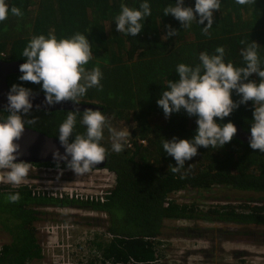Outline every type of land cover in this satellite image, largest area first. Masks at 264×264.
Segmentation results:
<instances>
[{
  "label": "trees",
  "instance_id": "trees-1",
  "mask_svg": "<svg viewBox=\"0 0 264 264\" xmlns=\"http://www.w3.org/2000/svg\"><path fill=\"white\" fill-rule=\"evenodd\" d=\"M144 2L150 5L151 16L141 21L142 32L132 37L116 31L121 5L139 9ZM6 4L9 14L0 22V61L25 63L22 52L33 37L54 36L59 41L71 39L77 33L84 35L93 57L83 67L88 72L100 69L102 90L89 88L75 102L98 107L111 127L121 130L131 125L134 129L127 139L133 147L125 143L117 153L112 150L108 127L104 128L100 146L106 149L107 164L103 170L114 175L115 186L103 205L60 202L33 195L28 186L12 190L9 185H0V231L9 239L0 248V264H35L43 260L36 225L45 220L46 213L42 210L47 207H90L106 214L107 231L116 238L99 243L97 248L112 264H128L130 259L142 264H163L157 245L166 221L264 227V153L233 137L223 148H198V154L186 161L180 172L173 173L169 166L175 167L176 162L164 151V139L191 140L197 134V117H189L181 110L166 119L157 105L162 91L168 90L169 81L179 80L177 66H201L202 52L211 56L217 54V47H223L225 64L243 68L246 63L240 50L255 42L259 45L260 67L264 69V0L245 5L237 4L236 0H221L207 34L202 29L207 21L203 25L192 21L182 27L174 17L164 16V8L174 6L176 0H6ZM184 5L194 8L195 0H184ZM12 6L18 7L22 15H13ZM168 25L178 33L165 39ZM21 75L9 77L10 89L17 82L33 93L44 94L42 85L21 82ZM249 81L260 82L256 74ZM231 99L239 102L241 97L233 91ZM253 112L254 104L249 101L223 120L214 118V121L221 126L231 122L250 133ZM68 113L32 111L25 119L35 118V123H25V127L59 139V127ZM7 115L6 111L0 112V122ZM82 119L83 112L76 113L69 143L74 142L75 135L86 134ZM140 139L147 141V145L143 146ZM220 189L251 196L239 198L242 202L238 205L209 206L206 211L198 202L179 203L171 198L185 191L208 196ZM16 193L19 201L10 202L8 197Z\"/></svg>",
  "mask_w": 264,
  "mask_h": 264
},
{
  "label": "clouds",
  "instance_id": "clouds-1",
  "mask_svg": "<svg viewBox=\"0 0 264 264\" xmlns=\"http://www.w3.org/2000/svg\"><path fill=\"white\" fill-rule=\"evenodd\" d=\"M253 2L254 0H236L239 5ZM220 7L221 0H195L194 8L186 7L184 0H176L174 6L164 8V16L174 17L182 27L189 26L192 21L199 25L207 21V26L202 28L204 34H207L213 26L214 13ZM10 11L15 16L22 15L18 7L12 6ZM8 14L6 0H0V22L6 20ZM149 16L151 9L147 2L141 3L139 9L122 4L121 13L116 17V31L136 37L144 28L141 21ZM166 32L163 37L165 39L178 33L171 25L166 26ZM258 48V44L251 42L240 50L246 63L243 68H234L232 63L225 64L223 47H217V54L211 56L202 52L199 55L201 66H177L179 80L169 81L168 90L162 91L157 105L163 110L166 119L184 110L189 117H197L198 127L197 134L191 140L176 137L171 141L164 139V151L176 162L175 167L169 166L173 173L180 172L185 162L198 154V148H223L231 142L237 133L236 127L231 122L221 126L214 118L223 120L241 104L249 101L254 104V122L250 128L249 146L264 153V69L260 67ZM91 49L88 39L79 33L71 39L59 41L54 36L47 39L43 35L33 37L22 52L26 62L20 65L19 71L22 75L19 80L42 85L44 103L49 107L61 102L77 101L89 88L98 87L102 90L100 69L95 68L88 72L83 67L93 57ZM253 74L259 77V83L249 81ZM233 91L241 97L239 102L231 99ZM33 96L31 89L12 85L4 108L8 115L4 122H0V170H8L4 177L13 185L24 182L32 166L23 161L15 162L19 157V144L14 141L21 138L25 123H35V118L25 119L31 114ZM76 113H79L78 107L68 113L59 127V141L66 150L65 155L61 156L56 152L54 156L58 160L67 161V167L75 174H82L106 159V149L100 146L105 126L111 134L112 150L117 153L123 150L130 133L127 129L118 131L112 128L101 111L85 109L82 124L86 126V134L75 135L74 142L69 143V138L74 133ZM8 199L13 203L18 202L19 193L10 195Z\"/></svg>",
  "mask_w": 264,
  "mask_h": 264
},
{
  "label": "rangeland",
  "instance_id": "rangeland-1",
  "mask_svg": "<svg viewBox=\"0 0 264 264\" xmlns=\"http://www.w3.org/2000/svg\"><path fill=\"white\" fill-rule=\"evenodd\" d=\"M17 84V82H15ZM120 131L119 127L112 126ZM128 130L131 134L134 126L126 125L121 130ZM130 137L128 136L127 139ZM125 145V143H124ZM8 170H0V185L9 182L4 177ZM33 177L28 174L26 179ZM98 178L101 176H97ZM87 179V177H85ZM98 183V181H96ZM212 196V197H211ZM251 196L236 191L216 190L208 196L196 191H185L174 194V200L179 203H196L206 211L208 207L225 204H240L239 198ZM206 209V210H205ZM61 214L47 212L46 218L38 224L64 222L75 224L74 243L85 239L87 233H94V247L102 242L98 228L107 226V219L103 213L98 212L91 217V210ZM85 214V217L80 216ZM264 227H244L223 223H207L204 221H166L163 235L159 239L158 249L163 264H264ZM39 242L41 236L37 234ZM9 242L7 236L0 231V248ZM96 261V258H94ZM35 264H51L48 258ZM95 264H104L98 260Z\"/></svg>",
  "mask_w": 264,
  "mask_h": 264
},
{
  "label": "built area",
  "instance_id": "built-area-1",
  "mask_svg": "<svg viewBox=\"0 0 264 264\" xmlns=\"http://www.w3.org/2000/svg\"><path fill=\"white\" fill-rule=\"evenodd\" d=\"M143 146L147 145V141L141 140ZM129 148H132V142L126 141ZM29 174L33 177L25 179L20 185H9L12 190H17L21 186H28L33 195L50 198L60 202L78 203L87 206L105 204L112 195L115 186V177L112 173L105 170L88 171L82 174H75L67 165H58L56 168L37 166L32 164ZM101 176V177H97ZM87 177V179H85ZM98 181V183L96 182ZM178 192L175 194H181ZM174 195V194H173ZM173 195L171 198L174 200ZM91 211V217L98 212L86 207ZM84 210L79 206H59L47 207L43 209L47 212H57L67 214L71 212L72 216H76L74 212ZM104 214V213H103ZM80 216L85 217V214ZM105 218L108 220L106 214ZM75 224L70 225L64 222L37 224V234L41 236L40 245L43 249L44 257L48 258L51 264H95L101 260L104 264H112L105 260L101 251L93 243L94 233H87L86 238L74 243ZM102 242H111L116 237L107 231V226L98 228ZM96 258V261L94 260ZM44 260V258H43ZM42 260V261H43ZM162 263V258H159ZM128 264H142L130 259Z\"/></svg>",
  "mask_w": 264,
  "mask_h": 264
},
{
  "label": "water",
  "instance_id": "water-1",
  "mask_svg": "<svg viewBox=\"0 0 264 264\" xmlns=\"http://www.w3.org/2000/svg\"><path fill=\"white\" fill-rule=\"evenodd\" d=\"M20 62H5L0 61V112L4 111L7 105V95L10 91L8 84V79L13 75H21L19 71ZM34 96L31 100L33 104L32 111H44V112H57V111H75L78 107L79 112H83L85 109L98 110V107L93 105L81 104L79 102H61L53 107H49L44 103L45 95L42 93H33ZM78 103V105H74ZM237 129V133L234 136L238 140L249 143V138L251 133L244 132L239 125H234ZM14 143L19 144V157L15 162H27L30 164L44 165V164H57V165H67V161L58 160L55 158L54 153L59 152L61 156L65 155V148L61 145L59 139L50 137L34 129L25 127V131L21 138ZM71 159L70 157L68 158ZM107 157L104 162L97 165L92 169L103 170L106 168Z\"/></svg>",
  "mask_w": 264,
  "mask_h": 264
}]
</instances>
